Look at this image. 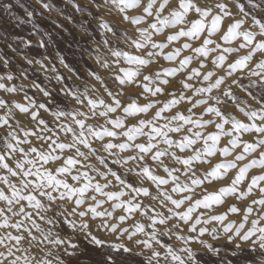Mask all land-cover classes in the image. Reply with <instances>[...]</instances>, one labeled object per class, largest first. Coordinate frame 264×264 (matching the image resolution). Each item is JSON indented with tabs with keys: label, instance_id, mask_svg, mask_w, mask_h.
Segmentation results:
<instances>
[{
	"label": "snow or ice",
	"instance_id": "6c2138e0",
	"mask_svg": "<svg viewBox=\"0 0 264 264\" xmlns=\"http://www.w3.org/2000/svg\"><path fill=\"white\" fill-rule=\"evenodd\" d=\"M0 12V264H264V0Z\"/></svg>",
	"mask_w": 264,
	"mask_h": 264
},
{
	"label": "rangeland",
	"instance_id": "374dc122",
	"mask_svg": "<svg viewBox=\"0 0 264 264\" xmlns=\"http://www.w3.org/2000/svg\"><path fill=\"white\" fill-rule=\"evenodd\" d=\"M6 2V0H0V3ZM0 15H3L2 12H0Z\"/></svg>",
	"mask_w": 264,
	"mask_h": 264
}]
</instances>
